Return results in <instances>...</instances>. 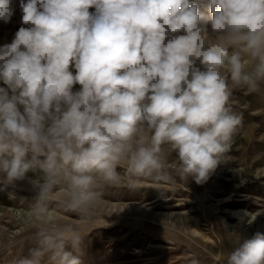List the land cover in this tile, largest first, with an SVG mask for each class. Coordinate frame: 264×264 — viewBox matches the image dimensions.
Masks as SVG:
<instances>
[{
	"label": "clouds",
	"instance_id": "clouds-1",
	"mask_svg": "<svg viewBox=\"0 0 264 264\" xmlns=\"http://www.w3.org/2000/svg\"><path fill=\"white\" fill-rule=\"evenodd\" d=\"M17 7L0 46V185L35 195L21 217L33 244L13 264H82L85 234L57 221V191L87 224L121 167L130 188L206 182L242 124L234 89L264 91V0H0V21ZM226 264H264V233Z\"/></svg>",
	"mask_w": 264,
	"mask_h": 264
},
{
	"label": "rangeland",
	"instance_id": "rangeland-1",
	"mask_svg": "<svg viewBox=\"0 0 264 264\" xmlns=\"http://www.w3.org/2000/svg\"><path fill=\"white\" fill-rule=\"evenodd\" d=\"M20 20L17 7L10 23L0 21V46L11 42ZM230 105L242 124L232 149L202 184L143 178L130 188L126 166L121 167V182L102 187L103 202L87 224L59 207L57 191L52 203L57 221L84 231L82 264H226L219 230L232 249L264 233V91L236 88ZM164 156L166 163L175 160L168 148ZM34 195L26 181L0 185V264H13L33 244L34 228L21 217Z\"/></svg>",
	"mask_w": 264,
	"mask_h": 264
},
{
	"label": "bare ground",
	"instance_id": "bare-ground-1",
	"mask_svg": "<svg viewBox=\"0 0 264 264\" xmlns=\"http://www.w3.org/2000/svg\"><path fill=\"white\" fill-rule=\"evenodd\" d=\"M185 183H189V182H185ZM191 183H193V184H197L194 180H193V182H191ZM157 199H155V200H153V201H151V202H154V201H156ZM240 215V214H239ZM87 229V228H86ZM85 230V229H84ZM219 229H217V231H218ZM84 232V231H83ZM93 232V231H92ZM219 232V234H220V236H221V245H222V247H223V249H224V254H225V257L227 258V256H228V253L232 250V246H231V244L228 242V240H227V237H225L224 236V234L221 232V230H219L218 231Z\"/></svg>",
	"mask_w": 264,
	"mask_h": 264
}]
</instances>
